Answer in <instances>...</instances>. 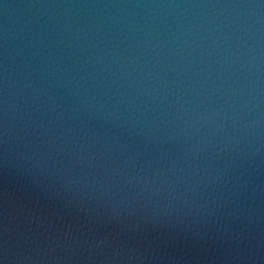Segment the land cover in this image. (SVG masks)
<instances>
[{"label":"water","instance_id":"1","mask_svg":"<svg viewBox=\"0 0 264 264\" xmlns=\"http://www.w3.org/2000/svg\"><path fill=\"white\" fill-rule=\"evenodd\" d=\"M0 264H264V0H0Z\"/></svg>","mask_w":264,"mask_h":264}]
</instances>
